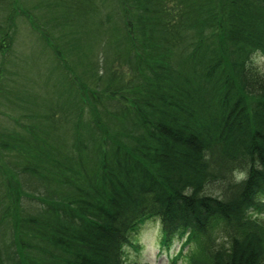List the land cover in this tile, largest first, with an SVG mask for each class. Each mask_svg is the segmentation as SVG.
Returning a JSON list of instances; mask_svg holds the SVG:
<instances>
[{
	"label": "trees",
	"instance_id": "obj_1",
	"mask_svg": "<svg viewBox=\"0 0 264 264\" xmlns=\"http://www.w3.org/2000/svg\"><path fill=\"white\" fill-rule=\"evenodd\" d=\"M256 55L264 0H0V264H264Z\"/></svg>",
	"mask_w": 264,
	"mask_h": 264
},
{
	"label": "rangeland",
	"instance_id": "obj_2",
	"mask_svg": "<svg viewBox=\"0 0 264 264\" xmlns=\"http://www.w3.org/2000/svg\"><path fill=\"white\" fill-rule=\"evenodd\" d=\"M21 40V46L27 48L25 44V39ZM31 47L28 48V52ZM17 56V55H15ZM251 65L257 67L258 70L264 67V57L255 56L251 59ZM21 79H28L29 74L26 71H21L19 68L17 70ZM260 201L264 202V195L258 197ZM260 217L264 218V210L260 213ZM158 220L146 219L137 225L136 230L129 237V244L124 246V255L122 257L124 264H133L135 262L142 264H185L182 260L185 256L188 247H183L185 237L174 238L171 243H169V248H162L160 241V227ZM181 248V249H180ZM181 251V258L178 256V252Z\"/></svg>",
	"mask_w": 264,
	"mask_h": 264
}]
</instances>
